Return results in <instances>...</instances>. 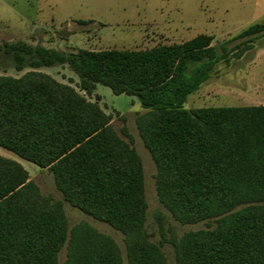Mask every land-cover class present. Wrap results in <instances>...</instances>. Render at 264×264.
I'll return each mask as SVG.
<instances>
[{
	"label": "trees",
	"instance_id": "16d2710c",
	"mask_svg": "<svg viewBox=\"0 0 264 264\" xmlns=\"http://www.w3.org/2000/svg\"><path fill=\"white\" fill-rule=\"evenodd\" d=\"M260 38L264 21L218 44L204 33L135 50L4 41L1 62L30 70L0 75V146L48 169L62 199L42 195L20 163L0 155V264H58L64 245L63 264H122L111 236L85 221L69 228L63 201L120 231L128 264H168L145 229L141 158L86 97L96 83L138 97L161 205L181 223L215 219L171 241L176 264H264V105L184 107L220 62ZM57 64L77 74L84 93L36 70Z\"/></svg>",
	"mask_w": 264,
	"mask_h": 264
},
{
	"label": "rangeland",
	"instance_id": "374dc122",
	"mask_svg": "<svg viewBox=\"0 0 264 264\" xmlns=\"http://www.w3.org/2000/svg\"><path fill=\"white\" fill-rule=\"evenodd\" d=\"M253 0H0V45L4 41L22 39L29 44L70 51L135 50L158 44L179 43L204 33L214 37L218 44L237 34L253 22ZM68 32L66 37L59 36ZM232 41L228 46L239 42ZM244 59L231 57L220 62L217 71L193 93L184 107L243 106L245 103H264V38L243 52ZM1 62V58H0ZM2 63V62H1ZM0 63V75L18 77L30 68L16 71ZM56 80L79 89L77 74L65 64L40 67ZM111 116L110 125L139 154L144 172V190L147 202L145 229L150 240L160 245L168 264H176L173 239L189 231L214 227L215 219L196 223L176 221L161 205L156 194V165L139 135L136 118L144 111L138 97L114 94L111 89L96 83L91 95ZM0 155L20 163L28 172L42 195L62 199L52 173L46 168L25 160L0 146ZM69 228L85 221L98 232L111 236L118 245L122 264H128L123 234L109 224L94 219L63 201ZM66 258V245L58 254V264Z\"/></svg>",
	"mask_w": 264,
	"mask_h": 264
},
{
	"label": "crops",
	"instance_id": "0c3cea01",
	"mask_svg": "<svg viewBox=\"0 0 264 264\" xmlns=\"http://www.w3.org/2000/svg\"><path fill=\"white\" fill-rule=\"evenodd\" d=\"M254 17V19H258L264 16V0H253V10L251 13ZM214 41V37H213ZM212 41V43H213ZM244 56H240L236 59L241 60L244 59ZM252 105H264L263 102H258V103H245L243 106H252Z\"/></svg>",
	"mask_w": 264,
	"mask_h": 264
},
{
	"label": "water",
	"instance_id": "95a60500",
	"mask_svg": "<svg viewBox=\"0 0 264 264\" xmlns=\"http://www.w3.org/2000/svg\"><path fill=\"white\" fill-rule=\"evenodd\" d=\"M58 35L59 36H62V37H66V36L69 35V33L68 32H65V31H61V32L58 33Z\"/></svg>",
	"mask_w": 264,
	"mask_h": 264
}]
</instances>
